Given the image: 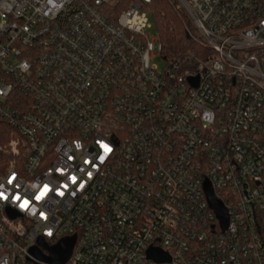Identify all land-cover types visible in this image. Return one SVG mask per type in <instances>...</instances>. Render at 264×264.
<instances>
[{
    "label": "built area",
    "instance_id": "built-area-1",
    "mask_svg": "<svg viewBox=\"0 0 264 264\" xmlns=\"http://www.w3.org/2000/svg\"><path fill=\"white\" fill-rule=\"evenodd\" d=\"M152 1L0 0V264H264V0Z\"/></svg>",
    "mask_w": 264,
    "mask_h": 264
},
{
    "label": "trees",
    "instance_id": "trees-1",
    "mask_svg": "<svg viewBox=\"0 0 264 264\" xmlns=\"http://www.w3.org/2000/svg\"><path fill=\"white\" fill-rule=\"evenodd\" d=\"M148 11L164 59L177 60L190 50L201 49L200 36L178 0H154L148 5ZM9 138L10 128L0 120V145L6 144ZM2 162L4 157L0 153V168Z\"/></svg>",
    "mask_w": 264,
    "mask_h": 264
},
{
    "label": "water",
    "instance_id": "water-1",
    "mask_svg": "<svg viewBox=\"0 0 264 264\" xmlns=\"http://www.w3.org/2000/svg\"><path fill=\"white\" fill-rule=\"evenodd\" d=\"M47 247V245H45ZM61 249H56L53 256L57 257L58 260L61 262L66 259V256L70 253V249L64 250L62 246H60ZM60 250V251H59ZM69 250V251H68ZM149 257L155 261H162L165 259V254L161 253L160 251L156 249H151L149 252Z\"/></svg>",
    "mask_w": 264,
    "mask_h": 264
},
{
    "label": "rangeland",
    "instance_id": "rangeland-1",
    "mask_svg": "<svg viewBox=\"0 0 264 264\" xmlns=\"http://www.w3.org/2000/svg\"><path fill=\"white\" fill-rule=\"evenodd\" d=\"M192 24H193V23H192ZM193 26H194V24H193ZM194 28H195V27H194ZM153 33H155L154 29H153ZM153 63H154L155 65H157L158 68H160V69H162L163 66H164V60H163L160 56H157V57L153 60ZM68 251H69V250H68ZM46 254H48V253H46ZM51 256H52V254H51ZM52 260H53V261H58V258L55 257V256H52Z\"/></svg>",
    "mask_w": 264,
    "mask_h": 264
},
{
    "label": "clouds",
    "instance_id": "clouds-1",
    "mask_svg": "<svg viewBox=\"0 0 264 264\" xmlns=\"http://www.w3.org/2000/svg\"><path fill=\"white\" fill-rule=\"evenodd\" d=\"M21 68L23 70H27L29 68V65H28L27 61H25V62H23L21 64ZM209 117H210V114L209 113H205V118H209ZM101 159H103V157Z\"/></svg>",
    "mask_w": 264,
    "mask_h": 264
},
{
    "label": "snow or ice",
    "instance_id": "snow-or-ice-1",
    "mask_svg": "<svg viewBox=\"0 0 264 264\" xmlns=\"http://www.w3.org/2000/svg\"><path fill=\"white\" fill-rule=\"evenodd\" d=\"M105 151L106 152H110L111 151V149L110 148H108L107 146H105ZM44 191H47V188H45V190ZM41 194H43V193H41ZM0 195H2V194H0ZM27 205V202H25L24 204H22L21 205V207H25Z\"/></svg>",
    "mask_w": 264,
    "mask_h": 264
}]
</instances>
